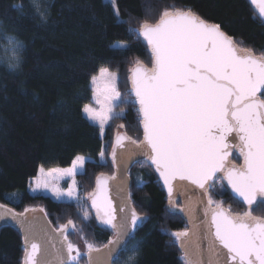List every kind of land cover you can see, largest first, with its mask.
<instances>
[{"label":"snow or ice","instance_id":"obj_1","mask_svg":"<svg viewBox=\"0 0 264 264\" xmlns=\"http://www.w3.org/2000/svg\"><path fill=\"white\" fill-rule=\"evenodd\" d=\"M36 11L47 20L44 11ZM113 14L119 25H129L126 34L142 41L150 50L152 66L137 59L130 71V98H123L117 87L118 75L106 67L91 77L99 110L84 105L82 111L104 127L121 119V104H135L142 125L143 140L117 135L111 152L114 163L120 149L127 152L125 140L142 153L145 161L154 166L167 190L172 209H178L174 196L183 193L185 207L179 211L191 218L199 209L203 219L193 222L192 229L172 232L174 242L183 255V264H264V216L254 214L257 207L264 208V53L242 47L240 41L225 32L218 23H211L189 9H165L155 23L148 19L138 21L129 15H120L115 0ZM259 5L258 13L264 18V0H251ZM17 9L23 5H15ZM150 13L145 12V15ZM138 23V27L132 24ZM5 62L10 69L20 66L23 43L13 35L6 36ZM132 43L117 41L113 51L127 54ZM103 95V100H101ZM123 127V126H121ZM233 152L243 163L236 165ZM103 157L104 153L101 152ZM88 158L76 156L67 169L39 168L36 191L47 189L53 180L65 176L73 178L67 191L53 188L58 200L80 205L74 177L82 173ZM122 175L96 178V188L87 194L95 218L117 233L103 249L85 241V250L68 238L77 226L71 219L58 228L47 220H36L23 214H11L17 221L24 240L23 264H116L121 251L129 252L127 264H138L139 242L129 247L125 237L134 239V230L146 217L131 205V192L127 189V164H117ZM222 181L234 197L246 206L243 213H234L223 200L213 198L214 185ZM109 181H117L123 191L122 204H114ZM189 191L193 196L188 195ZM87 210L82 219H91ZM3 219V216H0ZM207 240V248L201 240Z\"/></svg>","mask_w":264,"mask_h":264},{"label":"trees","instance_id":"obj_2","mask_svg":"<svg viewBox=\"0 0 264 264\" xmlns=\"http://www.w3.org/2000/svg\"><path fill=\"white\" fill-rule=\"evenodd\" d=\"M0 0V203L16 212L42 208L51 224L58 228L73 220L82 237L101 248L115 235L94 216L89 201L84 207L57 201L49 195L32 194L29 186L39 168L66 167L78 155L92 159L80 174V188L87 195L101 174L116 175L111 152L116 129L139 142L142 125L135 104H127L121 119H116L101 136L98 125L85 117L84 105L92 100L91 77L106 67L119 73V90L130 98V71L134 60L151 67L150 50L142 41L126 34L129 25H119L113 5L106 0ZM15 5H23L17 9ZM120 15L155 23L163 10L191 9L208 22L218 23L241 46L257 55L264 53V19L249 0H116ZM145 12L150 13L145 15ZM138 27V23L132 24ZM23 43L20 66L10 69L5 62L6 36ZM117 41L134 46L127 54L113 51ZM105 152L107 161L100 162ZM234 162L241 157L234 154ZM131 199L146 219L137 227L129 247L139 242L138 264H183V255L171 233L188 228L179 209H172L155 170L145 161L136 162L129 171ZM220 182V181H219ZM213 197L240 212L246 206L234 198L229 188ZM178 204L181 201L178 200ZM87 210L91 219L83 220ZM254 212L264 216V208ZM74 231L70 232L72 236ZM72 233V234H71ZM24 240L11 225L0 226V264H23ZM129 252L121 251L116 264H127ZM87 262L86 257L82 259Z\"/></svg>","mask_w":264,"mask_h":264},{"label":"water","instance_id":"obj_3","mask_svg":"<svg viewBox=\"0 0 264 264\" xmlns=\"http://www.w3.org/2000/svg\"><path fill=\"white\" fill-rule=\"evenodd\" d=\"M251 2V0H249ZM252 4V3H251ZM254 9L256 10L257 14L259 15L258 13V8H259V5H254L252 4ZM260 16V15H259ZM264 19V18H262ZM212 23V22H211ZM146 66V65H145ZM149 67V66H147ZM150 68V67H149ZM132 69V68H131ZM117 135H120L122 137H129L125 132H123L122 130H118L117 131V134L114 138V146H115V143H116V138H117ZM131 138V137H130ZM144 137H142V140H143ZM131 140H134L131 138ZM141 140V141H142ZM135 141V140H134ZM125 145H126V148H127V152H123L122 150L118 149L117 152H118V160L116 163H114V167H115V170H116V175L117 176H120L123 174L124 172V169H123V166H121L120 170L118 171V168H117V164H120L122 161H126V164H127V189L128 191H130V176H129V171L131 169V167L138 161L140 160H145V157L142 153H140L139 151L136 150L135 146L132 145L128 140H125L124 141ZM234 154H237L236 152H233V155ZM239 156V155H238ZM233 157V156H232ZM148 163V162H147ZM237 166H239L240 164L243 163V160L241 158V162L238 163V162H235ZM149 164V163H148ZM153 169H154V166H152L151 164H149ZM155 170V169H154ZM156 172V171H155ZM157 176H158V179H159V174L158 172H156ZM104 175V174H103ZM105 177H108V175H104ZM159 181L161 182V185L164 189V191L166 192V195H167V190L166 188L163 186V182L162 180L159 179ZM117 184L118 182L117 181H109V185H110V188H111V191H110V195H111V198L114 202V204H116L118 206V211H119V206L122 204V200H123V191L119 190L118 187H117ZM95 188H96V183H95ZM94 188V190H95ZM229 190L231 191V189L229 188ZM188 195L190 197L193 196V193L191 191H189ZM234 196V194H232ZM168 197V195H167ZM236 198L237 200H239L238 197H234ZM174 199H179L181 200L182 202V207H185V204H186V201H185V197L183 195V193L181 194H178L176 196H174ZM240 201V200H239ZM90 203V201H89ZM131 205L132 207H134L133 205V202H132V199H131ZM135 208V207H134ZM136 210V209H135ZM94 211V209H93ZM137 211V210H136ZM181 216L183 217L184 220L187 221L188 223V229H192V224L193 222H196V223H199V221L201 219H203L202 215H201V211L199 209H197L195 212H194V215L190 218L188 213H185V212H181L179 211ZM138 213V211H137ZM11 214H23V215H26L28 216L29 218H35L36 220H40V221H43V220H47L48 222H50L49 218L47 217L45 211L40 208V207H37V208H31V209H28L26 210L25 212L23 213H19V212H16L14 211L13 209H11L10 207L0 203V216H3V219H0V226L2 225H11L13 227H15L20 233L21 235L23 236V232L21 231L20 227H19V224L17 223L16 220L13 219L12 215ZM139 214V213H138ZM51 224V222H50ZM142 223H139L138 224V227L141 225ZM105 227L109 228L108 226L104 225ZM51 227L52 228H55L52 224H51ZM110 229V228H109ZM137 229V228H136ZM136 229L134 230V233H133V236L136 232ZM112 230V229H111ZM113 231V230H112ZM115 232V231H113ZM116 236H117V233L115 232V235L112 239H110L109 241H112V240H115L116 239ZM125 240L129 243V241L131 239H129L128 237H125ZM109 241L105 244V245H108L109 244ZM201 247L206 249L207 248V240L206 239H202L201 240ZM104 245V246H105ZM104 246L101 247V249L104 248ZM120 254V253H119ZM25 255V254H24ZM117 257L114 255L113 259H116ZM24 259V257H23Z\"/></svg>","mask_w":264,"mask_h":264},{"label":"rangeland","instance_id":"obj_4","mask_svg":"<svg viewBox=\"0 0 264 264\" xmlns=\"http://www.w3.org/2000/svg\"><path fill=\"white\" fill-rule=\"evenodd\" d=\"M107 1V0H106ZM115 6H116V0H115ZM117 7V6H116ZM7 43H5V45H6ZM5 45H2L4 48H5V50H7L6 49V47H5ZM137 60V59H136ZM136 60H134L133 61V63H132V68L134 67V62L136 61ZM109 69V68H108ZM111 72H115V73H117V75H118V78L120 79V76H119V73L117 72V71H114V70H111V69H109ZM99 75V73L98 74H96L95 76H98ZM119 79H118V81H117V87H118V90H119ZM91 87H92V89H93V95H92V100H91V102L90 103H87V105H91L94 109H97V110H99V108H100V105H98L95 101H96V95H95V92H94V89L96 88V87H99L101 90L103 89V84L101 83V84H99V85H96V86H94L92 83H91ZM119 92H120V94H121V97H123V98H126V96H124L123 94L124 93H122V91L121 90H119ZM101 100H103V95H101ZM125 106H127V104H121L117 109H116V111H123V113L125 112ZM84 115H85V117H87L86 116V114L84 113ZM88 118V117H87ZM89 119V118H88ZM92 123H94V124H96V125H98L95 121H93V120H91V119H89ZM115 120H113V121H109V123L104 127V129H103V132H101V129H100V133H101V136L102 137H105V135H106V132H107V128H108V126H110L113 122H114ZM99 126V125H98ZM122 125H120V126H118L117 127V129H116V134H117V131L120 129V130H122L123 132H125V129H124V127H121ZM100 128V127H99ZM105 152L106 151H104L103 153H104V156L103 157H101L100 156V162H102V163H105L106 161H107V159H106V154H105ZM79 156H84V157H86V158H88V160H91L92 158L90 157V156H88V155H83V154H81V155H79ZM73 163V162H72ZM72 165V164H71ZM71 165H69V166H66V167H52V168H62V169H67V168H70L71 167ZM49 169V168H48ZM85 169V168H84ZM84 169L83 170H81L82 171V173L84 172ZM45 170H47V168H45ZM80 174L81 173H77V175L74 177V179H75V181H76V188H77V192H78V194H79V196H80V206H83L84 207V198L85 197H87V195H84L83 194V190L80 188V181H79V176H80ZM40 175V173L38 172V174H37V176L36 177H34L33 179H32V181H31V184H30V186H29V190H30V192L32 193V194H44V195H49V196H51L52 198H54L55 200H57V201H61V200H58L57 198H56V196H55V194H54V192H53V188H57V189H59V190H61V191H67V189L72 185V180H73V178H71V177H68V176H65V177H63V178H58V179H56V180H53L51 183H50V185H49V187L47 188V189H45V188H41V189H38V190H36V191H33V189H35V187H36V185H35V181H36V178L38 177ZM220 180H217L216 181V183H215V185H214V188H216V185L217 186H219V184H220V182H222V181H220ZM214 198V197H213ZM214 199H216V198H214ZM178 200L179 199H176L175 201H176V203L178 204ZM217 200H219V199H217ZM181 201V200H180ZM73 203H75L74 201H73ZM76 204V203H75ZM178 206H179V208H181L182 207V202H181V204H178ZM225 207H231V205H227V206H225ZM178 208V209H179ZM232 209V208H231ZM177 210V209H176ZM247 209L245 208L244 210H242V211H240V212H235L234 211V213H243V212H245ZM254 214H255V212H254ZM256 215V214H255ZM72 230H70L69 231V233H68V238H69V240H71L74 244H76V245H78L80 248H81V251L83 252L84 250H85V239L82 237V235L80 234V232L78 231V229H76V231H74L73 232V234H72V236L70 235V232H71ZM88 242V241H87ZM89 243H91V242H89ZM93 244V243H92ZM95 246V245H94ZM80 264H87V262H83V260H81L80 261Z\"/></svg>","mask_w":264,"mask_h":264}]
</instances>
